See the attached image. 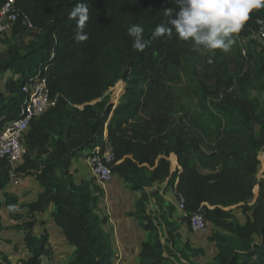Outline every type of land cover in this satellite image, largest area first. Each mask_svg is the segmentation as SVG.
Here are the masks:
<instances>
[{"label": "trees", "instance_id": "trees-1", "mask_svg": "<svg viewBox=\"0 0 264 264\" xmlns=\"http://www.w3.org/2000/svg\"><path fill=\"white\" fill-rule=\"evenodd\" d=\"M5 1L0 0V8ZM76 3L89 6L84 41L76 40L77 24L68 16ZM172 7L173 0L14 1L13 37L27 29L34 37L23 52L12 38H0L6 43V52L0 53V76L8 70L21 75L7 87L8 93L0 90V126L17 117L24 96L22 85L38 73L45 77L50 95L57 100L30 121L23 136V160L13 169L34 175L42 190L35 200L18 204L17 196L5 190L12 166L7 157H0V191L4 196L0 209L5 204L16 217L13 205L27 207L31 215L52 206L55 224L74 247L65 264H111L110 234L103 228L107 217H100L94 206V189L100 192L101 188H91V181L85 179L76 182L70 172L72 157L97 143L103 151L107 146L111 149L112 158L103 159V163L112 175L121 177L130 190L141 192L134 201V211L128 214L147 232L139 251L142 264H176L172 259L176 252L169 243L173 237L167 235L164 243L159 233L161 222L146 211L151 198L158 196L159 187L146 189L155 182L166 183V189L172 187L176 196L183 197V215L188 222L192 213L201 212L217 229L210 237L217 252L212 261L203 264H264V181L256 178L258 155L264 151V100L256 106L250 93L254 89L264 93V43L248 52L246 69L233 74L218 68L213 89L200 84L202 108L224 124L211 152L203 153L217 158L218 167L200 171L188 152L197 146V140L189 141L183 116L171 118L155 110L150 117L135 118L140 102L131 92L145 81L160 82L168 67L178 62L181 39L175 31L171 37L153 35L157 25L167 24L163 10ZM258 19L264 20V8L254 10L238 34L243 39L254 34ZM133 24L144 28L148 46L142 52L133 49L134 38L128 35ZM121 79L126 82L128 100L114 106L106 92ZM150 90L141 89L145 103ZM256 187L257 195L250 204ZM236 205L250 212L242 224L229 208ZM174 208L167 204L169 214ZM35 223L32 219L15 225L25 230L24 244L30 253L22 264H41V257L51 254L48 230L33 234ZM177 250L180 256H186V251L203 253L188 241ZM0 264L10 262L4 256Z\"/></svg>", "mask_w": 264, "mask_h": 264}, {"label": "rangeland", "instance_id": "rangeland-1", "mask_svg": "<svg viewBox=\"0 0 264 264\" xmlns=\"http://www.w3.org/2000/svg\"><path fill=\"white\" fill-rule=\"evenodd\" d=\"M7 25V27H9L8 29L0 31V38L2 40L12 38V41L15 42L23 52L27 41L34 37V32L27 29L25 32L18 33L13 37L14 30L12 28V23H7ZM233 39L234 44L230 51L223 52L217 49L214 54L207 51L194 50L191 40H181L179 44L180 54L178 62L168 67V72L165 74L164 79L156 84H151L149 81L142 83L144 90L151 89L150 98L147 100L148 102L145 103L144 92L141 93L142 87H138L131 92L139 99L137 101L140 102L138 113L135 117L137 119L150 117L155 110H161L171 118L183 116L186 125V135L189 141L192 139L197 140V146L188 148V152L195 158L198 167L203 172H208L211 167H218L217 158H207L203 153L211 152V146L218 137V133L224 130V124L222 119L208 115L202 108L199 86L201 83H206L213 89L215 86V71L218 68L233 74H237L241 72V70L246 69L249 63L247 58L248 52L252 51L254 48L256 50L259 49L260 44H263V42L253 34L245 39H243V36L235 34ZM250 40H254V42L250 43ZM5 52L6 43L0 41V53L4 54ZM20 78L21 75L16 74L14 70L5 71L0 76V90L8 93L7 87L10 83ZM126 92V82L121 79L106 93L109 95V100L116 106L118 104L122 105L128 100V96L125 95ZM233 92L234 94L239 93L236 88H234ZM250 93L256 106L264 100L263 92L254 89L250 90ZM110 115H112V113ZM88 162L83 160L79 162V166H70V172L74 179L82 177L85 180L91 181V188H93L94 185L101 188L100 192L94 189L96 198L94 202L95 211L103 217L104 215L116 216L118 213L128 215L129 212L134 211L133 207L130 209L123 202L124 199L128 198V195L133 201L137 199L135 194H129V185L122 178H118L119 176L115 177V175H112L109 181L105 182L100 180L93 174L91 165ZM12 174L14 175L13 179L6 189L8 192L17 196L18 204L26 203L29 198H31V195L36 193V178L31 174H20L15 172ZM118 179L122 181L121 185L118 184ZM165 184L166 183L155 182L152 186L148 187L149 191L158 187L159 190L157 198L152 197L148 202L146 211L147 213H151L154 217H157L161 222L162 225L159 226V233L164 243L168 242L167 235L173 237L172 243H169L170 245L172 244L171 248L176 252V255H174L172 259L176 264H203L212 261L217 252V248L215 241L211 240L210 237L217 229L208 225L205 231H195L191 228L188 219L184 218L183 214H178L176 208H174L172 214H169L167 211V204L170 203V201L166 200L165 197ZM108 191H113L112 198L118 203L112 201L108 195ZM0 199L4 201V196L1 191ZM254 200L255 197L251 198L249 203H253ZM113 205H115L114 208ZM231 212L241 224L250 213L243 212L242 207L239 205L233 206ZM0 213L2 218L0 223V261H2L5 256L10 264H22L21 261L28 258L30 253L24 244L25 230L16 228L15 225L32 219L36 221L32 228L33 234L40 235L43 233L44 229L49 232L51 254L49 256L43 255L41 257V264H65L72 256L74 248L62 237L61 232H59L54 225H51L48 210L43 216H36V214L31 215L26 207H21L18 211V216L13 217L9 208L4 204L0 209ZM180 225H185L188 229L185 237H182L178 230L180 229ZM144 233L147 237V232L144 231ZM185 241H188L192 247H200L203 249V253L193 255L186 251L185 254L187 257L184 255L180 256L177 249H182ZM115 244L116 243L111 239V245L115 247V250L113 249L111 264H142L139 253L131 255L127 252L124 254L126 258H123V250L117 249ZM128 257L133 258L130 263L127 262ZM166 264H169V262Z\"/></svg>", "mask_w": 264, "mask_h": 264}, {"label": "clouds", "instance_id": "clouds-1", "mask_svg": "<svg viewBox=\"0 0 264 264\" xmlns=\"http://www.w3.org/2000/svg\"><path fill=\"white\" fill-rule=\"evenodd\" d=\"M175 8H165L167 24H159L153 33L156 37H171L173 31L183 41H192L194 50L210 53L219 49L230 51L234 35L247 23L254 10L264 8V0H173ZM69 19L77 24L76 40L84 41V28L89 20V6L76 3L68 13ZM133 39L132 47L142 52L148 42L144 39V28L133 24L128 28ZM98 145V144H96ZM93 149V148H92ZM12 210L19 211L13 205Z\"/></svg>", "mask_w": 264, "mask_h": 264}, {"label": "built area", "instance_id": "built-area-1", "mask_svg": "<svg viewBox=\"0 0 264 264\" xmlns=\"http://www.w3.org/2000/svg\"><path fill=\"white\" fill-rule=\"evenodd\" d=\"M15 0H6L0 8V31L8 29L16 14L13 13ZM29 26L31 23L26 22ZM258 27L253 34L264 43V20H257ZM23 100L16 118L4 122L0 126V157H7L13 169L23 160V136L29 127L30 121L38 117L48 108L56 104V97H52L45 77L39 73L22 85ZM88 156L92 172L102 181H109L112 177L110 169L103 163V159L110 160L112 152L109 146L103 151L101 145H95ZM178 209L184 213V199L177 196ZM189 224L195 231H205L208 223L201 212H194L189 217Z\"/></svg>", "mask_w": 264, "mask_h": 264}, {"label": "crops", "instance_id": "crops-1", "mask_svg": "<svg viewBox=\"0 0 264 264\" xmlns=\"http://www.w3.org/2000/svg\"><path fill=\"white\" fill-rule=\"evenodd\" d=\"M91 150L92 149H90V148L89 149H85V150H83L81 152V154L79 156L72 157L71 166H79V162L83 161V160H86L88 162V156L92 152ZM259 153H260L258 155L259 165H258V170H257V173H256V178L262 179L264 181V151H260ZM13 176L14 175L12 174L11 175V181L13 179ZM116 176L117 175H115V177ZM118 178H121V177H118ZM82 179H84V178H82V177H79L78 179L75 178V181L76 182H80ZM36 181H37V179H36ZM9 183L7 184V186L9 185ZM36 183H37V185L35 187V192L36 193L31 195V198H29V200L27 202L35 200L37 198L38 193L42 190V187L40 186L39 182L37 181ZM121 183H122V181L120 179H118V184L121 185ZM6 187H5V190L7 191ZM257 188L258 187H256L255 194H254L253 197H256V195H257V191H258ZM146 189L148 190V187ZM129 194L130 195L131 194H135L136 197L138 198L139 194L141 195V192L140 191H132V190H130ZM108 195L112 199L113 202L118 203L115 199L112 198L113 191H108ZM165 197H166V200H169L170 203L174 205V207L176 208L178 214H183V211L178 209L177 196H176V194L174 192V189L172 187H169V188L166 189ZM123 202L130 209L132 207L134 208V204H133L134 201H133V199H131L129 197V195H128L127 199L123 200ZM114 207H115V205H113V208ZM232 207L233 206H231L229 208H232ZM27 210L30 211L28 208H27ZM47 210L49 211L51 225H54L57 228V230L59 232H61L62 237L65 239V237H64V235L62 233V229L55 224V222H54V220H53V218L51 216L52 206H49L47 208ZM45 212L35 213V214H36V216H43ZM30 213L32 214L31 211H30ZM104 216L107 217V221H106L105 224H103V228H104L105 231H107L110 234V238L113 240V242L116 243L115 244L116 248L123 250V253H122L123 254L122 255L123 258H126V255H124V254L127 253V252H129L131 255H135L136 253H139L140 248H141V242L146 240L147 237H146V235L144 233L145 230L142 229L138 225L137 219L135 217H133V215H129V214L128 215H125V214L123 215L122 213H118L116 216L115 215H111V216L104 215ZM100 217H103V216H100ZM1 220H2V218H1ZM208 225L213 227L211 223H208ZM213 228H215V227H213ZM178 230H179L180 234L182 235V237H185L186 236V232H188V229L185 227V225H180V229H178ZM114 248L115 247H112V249H114ZM132 259H133L132 257H128L127 262L130 263Z\"/></svg>", "mask_w": 264, "mask_h": 264}, {"label": "water", "instance_id": "water-1", "mask_svg": "<svg viewBox=\"0 0 264 264\" xmlns=\"http://www.w3.org/2000/svg\"><path fill=\"white\" fill-rule=\"evenodd\" d=\"M200 169V168H199ZM200 171H202L201 169H200Z\"/></svg>", "mask_w": 264, "mask_h": 264}]
</instances>
